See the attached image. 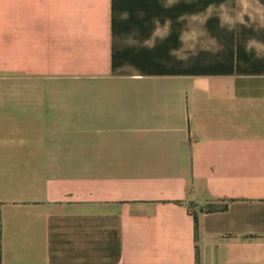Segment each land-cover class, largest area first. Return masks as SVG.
Segmentation results:
<instances>
[{
  "label": "crops",
  "instance_id": "1",
  "mask_svg": "<svg viewBox=\"0 0 264 264\" xmlns=\"http://www.w3.org/2000/svg\"><path fill=\"white\" fill-rule=\"evenodd\" d=\"M0 264H264V0H0Z\"/></svg>",
  "mask_w": 264,
  "mask_h": 264
},
{
  "label": "trees",
  "instance_id": "2",
  "mask_svg": "<svg viewBox=\"0 0 264 264\" xmlns=\"http://www.w3.org/2000/svg\"><path fill=\"white\" fill-rule=\"evenodd\" d=\"M224 208H225V206L222 207L221 209H224ZM206 210H207L208 212H211V211L215 210V208H213V207H208Z\"/></svg>",
  "mask_w": 264,
  "mask_h": 264
}]
</instances>
